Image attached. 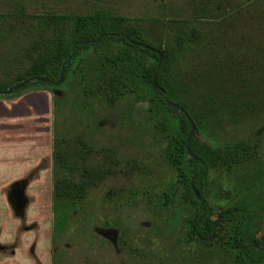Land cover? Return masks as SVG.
<instances>
[{
  "label": "rangeland",
  "instance_id": "obj_1",
  "mask_svg": "<svg viewBox=\"0 0 264 264\" xmlns=\"http://www.w3.org/2000/svg\"><path fill=\"white\" fill-rule=\"evenodd\" d=\"M212 1L221 5V15L201 17L202 27L214 37L212 49L176 62L170 70L172 86L177 99L186 103L197 136L211 147L251 143L256 132L263 134L258 161L211 170L204 190L214 214L238 205L249 210L255 223L252 233L261 238L264 109L234 119L224 111L229 107L227 98L244 91L243 77L254 83L262 75L253 67L264 66V0ZM17 3L24 6L23 17L13 11ZM97 11L138 28L154 48L165 46L171 20L200 13L192 0H0V17H4L0 80L26 68L24 48L32 37L22 31L21 20ZM11 12L19 20L6 17ZM106 57L121 61L113 66ZM154 65V60L129 47L100 44L82 54L67 79L50 87L58 148L73 152L71 169L85 164L108 169L112 175L82 200L72 201L68 210L64 206L69 202L58 201V231L54 230L53 184H45L46 202L35 205L44 215L29 223L37 229L32 245L45 242L41 243L45 264H251L239 259L230 241L211 246L189 236L196 208L181 201L177 173L166 161L179 135L177 121L151 93L148 78H143ZM110 79L116 88L105 86ZM257 97L264 98V91L242 99ZM212 101L220 104L218 110L210 108ZM79 142L93 153L85 154Z\"/></svg>",
  "mask_w": 264,
  "mask_h": 264
},
{
  "label": "trees",
  "instance_id": "obj_2",
  "mask_svg": "<svg viewBox=\"0 0 264 264\" xmlns=\"http://www.w3.org/2000/svg\"><path fill=\"white\" fill-rule=\"evenodd\" d=\"M192 2L194 7L200 9V13L192 14L191 19L187 20H171L167 27L170 35L166 37L163 48H154L144 40L141 30L126 25L124 19H115L103 11L87 15H52L38 21L27 16L26 20L19 21L23 24L22 31L28 32L32 37L31 43L24 48L23 63L26 68L10 79L0 80V98L8 99L32 90L50 89L59 80L63 65L65 80L72 65L82 54L100 44L123 45L154 60L155 65L143 78H148L151 93L177 121L179 135L166 156V161L177 173L181 187V201L196 208L195 217L189 227L190 238L211 246L230 241L233 248L238 251L241 261L260 264L264 261V237L257 238L252 233L255 227L252 213L244 206L238 205L214 214L204 196V190L211 170L218 168L229 170L235 165L258 161L263 134L256 132L251 143L236 142L217 148L202 141L197 136V131L188 138L191 124L194 122L187 113L186 103L177 99V93L172 86L170 70L176 62L187 56L199 55L212 49L211 42L214 37L202 27L201 17L207 20L216 19L222 12L221 5L212 0L206 2L192 0ZM13 11L23 17L24 6L17 3ZM15 15L11 12L6 17L19 20ZM3 19L4 17H0V22ZM127 37L129 39H126ZM131 42L139 45L135 46ZM148 48L155 51L152 52ZM157 52L163 56L158 70ZM105 60L113 66H118L121 58L106 57ZM253 69L260 71L261 77H258L259 79L254 83L250 82L249 77H243L244 91L231 94L227 98L229 107L224 112H227L230 119L253 116L264 109V98L242 99L246 95L264 91V66L256 63ZM153 78L158 89H154L151 85ZM43 80L47 82L43 83ZM111 81L114 80L104 82L105 86L116 88ZM18 84H23V87L11 95H3L6 90ZM166 101L175 106L170 107ZM209 106L212 110L220 108V104L218 105L215 101H212ZM79 144L85 150V154L93 153L83 142ZM73 157V152L65 153L58 148V139H56L53 158L55 231H58V201L69 202L64 206V209L68 210L74 206L72 201L82 200L92 187H96L107 176L112 175L108 169H91L85 164L78 166V170H73L71 169ZM80 160L83 159L80 158ZM194 192L198 194V198L195 197ZM62 206V204L59 205V207ZM212 237L213 240L209 241Z\"/></svg>",
  "mask_w": 264,
  "mask_h": 264
},
{
  "label": "crops",
  "instance_id": "obj_3",
  "mask_svg": "<svg viewBox=\"0 0 264 264\" xmlns=\"http://www.w3.org/2000/svg\"><path fill=\"white\" fill-rule=\"evenodd\" d=\"M56 139L53 91L0 98V264L46 263L45 242L32 245L37 229L29 223L44 215L35 205L46 202L45 184L54 183Z\"/></svg>",
  "mask_w": 264,
  "mask_h": 264
},
{
  "label": "water",
  "instance_id": "obj_4",
  "mask_svg": "<svg viewBox=\"0 0 264 264\" xmlns=\"http://www.w3.org/2000/svg\"><path fill=\"white\" fill-rule=\"evenodd\" d=\"M126 39H129V38L127 37ZM131 44H133V45H135V46L139 45V44L132 43V42H131ZM148 49H149L150 51H152V52L155 51V50L152 49V48H148ZM157 55H158V65H157V70H158V69L160 68V66H161V63H162V60H163V56H162V54H161L160 52H157ZM63 68H64V65L62 66V69H61V72H60V75H59V80L56 82V85H60V84L63 82V80H64V79H63ZM46 82H47V80H43V83H46ZM151 85H152V87H153L154 89H158V86H157V84L155 83V79H154V78H153L152 81H151ZM22 87H23V84L15 85V86L11 87L10 89L6 90V91L3 93V95H7V96H8V95H11L14 91H16V90H18V89H20V88H22ZM161 93H163V91H161ZM166 104L169 105L170 107H174V106H175L173 103L168 102V101H166ZM194 131H195V126H194V124L192 123V124H191L190 133H189V135H188V138H190V137L193 135ZM194 193H195V197L198 198V194H197L196 192H194ZM212 240H213V237L209 239V241H212Z\"/></svg>",
  "mask_w": 264,
  "mask_h": 264
},
{
  "label": "flooded vegetation",
  "instance_id": "obj_5",
  "mask_svg": "<svg viewBox=\"0 0 264 264\" xmlns=\"http://www.w3.org/2000/svg\"><path fill=\"white\" fill-rule=\"evenodd\" d=\"M0 248H2V249H3V247H2V246H0Z\"/></svg>",
  "mask_w": 264,
  "mask_h": 264
}]
</instances>
